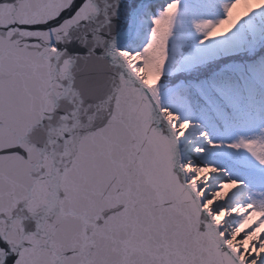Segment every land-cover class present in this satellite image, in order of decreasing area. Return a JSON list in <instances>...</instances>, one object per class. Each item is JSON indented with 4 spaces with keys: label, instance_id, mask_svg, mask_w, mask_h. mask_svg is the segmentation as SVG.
Returning <instances> with one entry per match:
<instances>
[{
    "label": "snow or ice",
    "instance_id": "6c2138e0",
    "mask_svg": "<svg viewBox=\"0 0 264 264\" xmlns=\"http://www.w3.org/2000/svg\"><path fill=\"white\" fill-rule=\"evenodd\" d=\"M0 264H264V0H0Z\"/></svg>",
    "mask_w": 264,
    "mask_h": 264
}]
</instances>
